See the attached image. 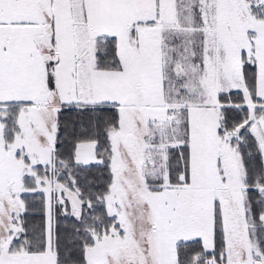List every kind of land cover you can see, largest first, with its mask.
<instances>
[{
  "label": "snow or ice",
  "instance_id": "obj_1",
  "mask_svg": "<svg viewBox=\"0 0 264 264\" xmlns=\"http://www.w3.org/2000/svg\"><path fill=\"white\" fill-rule=\"evenodd\" d=\"M0 264H264V0H0Z\"/></svg>",
  "mask_w": 264,
  "mask_h": 264
}]
</instances>
